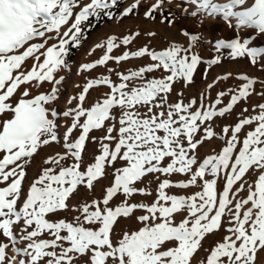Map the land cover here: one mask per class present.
I'll return each instance as SVG.
<instances>
[{
    "label": "snow or ice",
    "instance_id": "obj_1",
    "mask_svg": "<svg viewBox=\"0 0 264 264\" xmlns=\"http://www.w3.org/2000/svg\"><path fill=\"white\" fill-rule=\"evenodd\" d=\"M141 2L134 0L121 19L134 14ZM187 2L196 10L184 9V15L218 16L230 26L235 18L237 29L264 34V0H252L244 10L237 8L246 0ZM166 3L171 0H155L145 18L155 22L159 12L160 23L171 27L175 20L163 15ZM119 4L120 0H0V185H4L0 187V237L13 246L28 242L16 249L26 258L18 264H264V104L255 106L258 114L247 117L244 108L234 126L222 128L225 145L220 152L202 161L198 157L205 141L217 135L215 120L231 115L241 101L247 102L256 91L257 79L239 75L240 85L220 91L210 103L204 96L185 103L182 92L177 93L181 97L177 102L170 103L174 85L194 83V73L203 62L192 50L199 36L187 30L181 34L190 38L189 47L169 41L161 50L147 45L132 50L128 46L140 37L139 31L112 35L97 44L95 48L104 49V54L84 64L85 71L107 66L109 61L119 65L147 58L150 62L118 72L119 83L109 76L92 79L69 99V104L76 103L63 112L72 120L62 138L66 151L47 157V166L25 190L27 168L38 150L60 139L55 105L65 77L56 74L69 68L66 58L71 46L79 47L90 28L85 22L92 17L114 19ZM250 43L237 35L219 40L215 47L218 53L228 50L230 58H249L256 65L264 48L249 47ZM120 48L127 50L112 55ZM221 58L218 54L207 63L219 64ZM156 72L159 77L150 76ZM45 82L51 89L33 95L31 89ZM101 85L109 92L88 103L89 91ZM257 94L264 96V91ZM77 129L80 135L73 140ZM93 130H103L105 135L99 138V154L85 164L86 142ZM118 162L121 166L115 167ZM108 168L113 169V182L104 187L103 195L74 207L71 201L80 197V189L95 193L96 186L108 178ZM173 174L187 178L173 181ZM150 177L158 181L153 201L136 202L137 195L152 196L145 184ZM192 187L200 190L191 195L167 191ZM242 192L247 195L241 196ZM119 197L123 199L114 204ZM65 211L78 215L72 221L49 218ZM131 220L136 228H121L122 221ZM221 231L222 238L206 248L207 239ZM8 249L9 243L0 242V264H17V256H8ZM201 251L207 255L201 257Z\"/></svg>",
    "mask_w": 264,
    "mask_h": 264
},
{
    "label": "rangeland",
    "instance_id": "obj_2",
    "mask_svg": "<svg viewBox=\"0 0 264 264\" xmlns=\"http://www.w3.org/2000/svg\"><path fill=\"white\" fill-rule=\"evenodd\" d=\"M87 2V0H84ZM134 0H120L119 9H114L115 18L110 19L106 16L105 20L100 24H97L98 21L92 17L89 21L85 22V24L90 25V28L84 32V39L81 40L79 47L73 45L70 50L69 56L66 58L69 64L68 69H61L56 75L57 78L59 76H64V82L58 86L60 89L59 99L56 102L55 107L59 113L58 116V137L60 138L58 142H54L49 146H44L38 150V154H36L31 162V164L27 168V176L24 181V188L30 186L32 181L40 174L41 169L47 165H45L44 161L49 156L56 155L57 153L63 154L66 149L63 145V136L67 130V128L72 123L70 117H64L63 112L68 108L75 106V101H72L71 104L68 103L71 97L76 96L82 90L83 86L92 79H99L103 76H109L115 83H119V77L117 75L118 72L126 73L128 70H135L140 66H143L150 61L147 58L143 59H133L130 61H122L119 65L113 61H109L107 66H98L97 68L91 71L83 70V65L92 63L97 59L101 58L104 54V49L95 48L97 44L104 43L110 36L116 35L117 37H123L130 32L139 31L141 33L140 37L137 38L134 43L128 47L132 50H136L141 46L147 45L150 48H155L156 50H161L168 46L169 41L178 42L185 47H189V37L183 36L182 30H187L189 33L197 34L199 36V40L196 43L195 47L192 49L202 58V63H200L197 67L196 72L194 73V83L182 86L181 84L174 85V91L169 96V102L175 103L180 99L177 93H183V100L187 103L190 99H197L198 101L202 96L207 97L205 99V103L213 102L220 91H227L228 89L236 88L238 85L242 83L238 79V76L241 74H247L249 77L256 78L246 71L237 69V72L234 69L235 64L237 62H248L249 58H240V59H232L228 55V50H221L220 53L216 50V43L219 40H231L235 38L237 35L243 41L244 39H250L254 41V48H264V34L258 33L256 29H247L245 31H241L237 29L234 25L228 21H225L222 17L218 16H207L204 14L197 15L196 17H191L189 15H184L183 10L187 9L190 13L196 10V6L189 4L187 0H171V3H166L164 5L163 15L169 16L170 19H174L175 23L169 27L166 24L160 23V13L157 12L156 21H150L145 18V11L148 10L149 6L155 3V0H142L140 7L135 10L134 14L129 15L127 17H123L121 19V13L123 10L131 5ZM83 27V25H82ZM154 31L157 32L158 35L156 37L147 36V32ZM49 43H55V41H50ZM93 49H95L93 51ZM125 48L116 49L113 51L112 55H120ZM221 55V63L216 65L209 66L207 61L214 59L217 55ZM43 57H41V60ZM234 65V66H233ZM27 67L30 69L32 67V61L29 60L27 62ZM231 67V68H230ZM257 67L262 71V57L259 58V63H257ZM109 69L113 71L109 72ZM231 73L227 80H221L220 77L228 75ZM151 77H159L160 73L156 72L150 74ZM257 79V78H256ZM264 80H258L255 87V93H253L247 100V102L241 101L238 105H236L231 113V115H227L224 118H217L214 124V130L217 135L210 141H205L204 145L198 150V157L202 161L207 155H212L220 152L222 147L225 145V137L222 133V128L224 126H234L241 117V113L244 108H248V112H243V116L247 117L250 115H256L259 112L258 108H255L256 105L264 104V96L258 95L264 91V85L261 84ZM209 85H213V87L209 88ZM52 87L51 84L45 82L41 87L31 89L32 94H39L41 92H45L50 90ZM190 87V88H189ZM109 92V88L105 85H101L97 88H93L89 91L88 103H92L97 99L101 98L105 93ZM223 102L226 105L229 102V96L223 97ZM255 108V110H254ZM117 115L119 113L117 112ZM117 127L119 125L117 124ZM249 126H246L245 130H248ZM80 135V130L77 129L72 133V139L74 140ZM105 133L103 130H93L89 134V140L86 142V148L83 155V159L85 164H90L93 162L94 156L98 155L100 152V140L99 138L104 136ZM112 135H116V133H112ZM230 135V134H229ZM244 133H241V138H243ZM96 137L97 139L93 141L91 138ZM167 162V161H166ZM68 164H71L72 161L69 159L67 161ZM121 164L118 162L115 167H120ZM109 176L106 180H103L102 183L96 186L95 193H90L83 187L80 189V197L77 200H72V205L78 206L79 202L88 201L91 202L93 198H100L103 195L104 187L110 186L113 182L112 168L107 169ZM165 177L161 176V180ZM185 177L182 174H173L171 179L173 181L184 180ZM151 179V177H150ZM256 177H252V180H255ZM145 184H147L148 189L152 192V196H141L137 195L134 200L136 202L143 203H151L153 198L156 195V189L158 181L151 179L149 182L146 179ZM4 185H0L2 187ZM144 185H138V187H143ZM198 187H192L189 189H177L171 188L167 190L169 194L174 195H191L192 193L199 191ZM241 196H246V192L240 193ZM123 197H119L114 201L115 203H119ZM137 214H143L142 212H138ZM78 215L75 211H65L61 212L59 215L50 216L49 218L52 220L58 219H66L68 221H72L74 216ZM181 217H177L179 220ZM121 228H136L137 224L135 220L131 221H122ZM0 242L9 243L8 256H17V261L21 259H26L24 256L17 254V248L26 247L27 241H20L18 244L13 246L10 241H8L4 237H0ZM210 247L214 243H210ZM205 254L203 257H205Z\"/></svg>",
    "mask_w": 264,
    "mask_h": 264
},
{
    "label": "bare ground",
    "instance_id": "obj_3",
    "mask_svg": "<svg viewBox=\"0 0 264 264\" xmlns=\"http://www.w3.org/2000/svg\"><path fill=\"white\" fill-rule=\"evenodd\" d=\"M218 2L223 3V2H227V0H218ZM251 3H252V0H246V5H244V6H238L237 10H244V8L247 7V6H250ZM231 24L232 25H235L236 24L235 18H233L231 20ZM247 29H249V28H246L245 27V28H241L240 30L241 31H245ZM253 46H254V41L251 40V43H250L249 47H253ZM234 69H235L236 72H237V69L246 71L247 73H249L250 75L256 77L260 81L261 80H264V56H262V69H263L262 71H260V69L257 67V64L256 65H252L250 63V61H248V62H242V61L241 62H237V64H235V66H234ZM218 185L220 187H222L223 186L222 181H218ZM223 234H224L223 231H221L219 234L208 238L207 241H206V243H205V247L206 248H209L210 245H211L210 243H214L216 240L221 239L222 236H223ZM205 254H207V253L204 252V251H201L200 252V256L201 257H203ZM17 264H18V261H17Z\"/></svg>",
    "mask_w": 264,
    "mask_h": 264
},
{
    "label": "trees",
    "instance_id": "obj_4",
    "mask_svg": "<svg viewBox=\"0 0 264 264\" xmlns=\"http://www.w3.org/2000/svg\"><path fill=\"white\" fill-rule=\"evenodd\" d=\"M119 6H120V4H119ZM116 9H119V7L116 8ZM104 20H105V18L102 17L101 20H99L97 24H100V23L103 22ZM71 47H73V46H71ZM71 51H73V49H71Z\"/></svg>",
    "mask_w": 264,
    "mask_h": 264
}]
</instances>
